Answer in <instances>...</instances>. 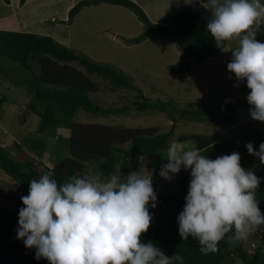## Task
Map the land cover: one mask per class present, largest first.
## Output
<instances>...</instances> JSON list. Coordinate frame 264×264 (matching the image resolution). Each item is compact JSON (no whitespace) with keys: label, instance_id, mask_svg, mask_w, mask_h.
<instances>
[{"label":"clouds","instance_id":"clouds-1","mask_svg":"<svg viewBox=\"0 0 264 264\" xmlns=\"http://www.w3.org/2000/svg\"><path fill=\"white\" fill-rule=\"evenodd\" d=\"M179 2V0H177ZM206 30L223 51L231 52L227 70L250 90L249 115L264 122V0H209ZM236 41L234 46H226ZM247 152L264 165V141ZM143 159V157H141ZM159 175L171 181L182 169L190 181L178 232L199 243V252L218 250L221 240L237 245L264 227V212L256 192L264 177L241 165L238 151L210 158L198 147L173 142ZM17 239L35 249V259L49 264H185L153 241L144 242L158 204L152 173L145 166L105 175L88 171L59 182L53 171L30 179L20 197Z\"/></svg>","mask_w":264,"mask_h":264},{"label":"trees","instance_id":"trees-1","mask_svg":"<svg viewBox=\"0 0 264 264\" xmlns=\"http://www.w3.org/2000/svg\"><path fill=\"white\" fill-rule=\"evenodd\" d=\"M3 1L6 4L10 2ZM24 2L25 0H19L20 4ZM102 3L125 7L143 23V31L137 36L121 37L125 44L138 45L154 32L173 42L181 52L180 60L169 66L175 72L188 71L193 62L208 59L222 51L206 30L210 16L208 11L182 13L176 15L170 24L163 26L153 24L143 10L131 0H81L69 10L67 22L71 23L82 8ZM33 57L37 61L39 74L28 64ZM0 62L10 64L8 68L14 65L12 63L22 67L15 70L17 73L14 70L9 72L17 76V79H22L25 82L23 86L32 94L33 100L28 104V110L38 118L37 133L44 134L59 127L70 132L66 141L68 156L61 158L52 168L44 167V171L35 167L33 159L16 161L10 152L0 145V170L14 180L19 189L13 208L0 207V264H49L46 259H35V249L26 248L16 235L18 211L23 207L20 197L28 193L30 179L53 171L59 183L74 174L88 172L89 166L95 172L99 171L105 175L120 169L122 174L129 167H135L134 160L140 157L155 158L159 151L167 150L170 145V137L173 134L171 131L77 123L74 119L79 111L94 117H108L123 115L133 107L139 113H168L173 123L180 119H194L205 123L210 119L226 126L231 125L239 113L244 112L250 117V106L245 100L232 99L222 108L204 102L198 107L190 103L187 108L181 109L172 98H148L132 83L130 77L117 68L97 63L86 55L79 54L77 50L59 44L49 36L0 30ZM97 79L103 83L100 84ZM100 85L109 93L134 91L136 100L130 106H100L90 97L98 91ZM219 138L218 134L194 135L183 136L179 141H193L195 147L203 151L215 145ZM54 154L58 155L56 150ZM255 173L264 177V165L259 166ZM189 181L186 171L182 169L179 190L163 196L157 207L150 209L154 213V219L149 230L142 234L144 242L157 243L168 256L178 252L184 257L185 264H232L235 261L239 264H264V254L258 253L257 250L254 255H249L241 242L233 246L226 240H221L217 251L203 254L199 252L197 240L190 237L185 241L181 238L177 216L183 210ZM256 197L260 200L259 207L264 212V180L256 192Z\"/></svg>","mask_w":264,"mask_h":264},{"label":"rangeland","instance_id":"rangeland-1","mask_svg":"<svg viewBox=\"0 0 264 264\" xmlns=\"http://www.w3.org/2000/svg\"><path fill=\"white\" fill-rule=\"evenodd\" d=\"M131 1L143 10L153 24L163 26L170 24L176 15L182 13L209 12V0L206 3H201L200 0ZM69 2L43 0L39 9L35 10L38 13L43 12V19L35 22L36 25L27 22L23 32L52 37L59 44L75 49L79 54L86 55L97 63L115 67L130 77L144 96L161 100L172 98L181 109L187 108L190 103L198 107L206 102L222 108L232 99L246 101L250 91L246 83L239 82V87H235L238 82L226 67L231 59L230 51L222 50L208 59L195 61L188 71L178 73L169 66L180 60L181 52L163 35L154 32L138 45L123 42L121 37L133 38L144 28L137 16L125 7L102 3L82 8L70 26L63 21L64 16L68 18V13L65 15V8ZM17 11L18 6L14 3L7 8V4L0 0V29L5 28L3 25L7 24L8 20L6 21L4 17L13 12L16 15ZM17 18L12 21L14 24L19 21ZM257 39L264 42V35L258 34ZM235 43L236 41H231L226 46H234ZM34 57L28 64L36 74H39ZM12 64L15 66L8 68L10 64L0 62V145L6 148L16 161L33 159L35 167L39 171H44V167L52 168L61 158L68 156L66 141L70 132L59 127L44 134L37 133L38 118L28 110V104L33 100L32 94L23 86L25 82L22 79H17V76L10 73L18 67L22 69L20 65ZM77 67L81 69L80 66ZM97 81L103 83L99 79ZM90 97L103 107H121L130 106L136 100V92L121 90L109 93L100 85L98 91ZM131 108L123 115L108 117H94L79 111L74 121L126 128H156L159 132L171 131L173 134L170 137V144L180 142L186 148L195 146L194 142H181L179 138L218 134L220 137L218 142L206 148L202 154L214 159L219 155L238 151L243 167L254 168L256 171L261 166L258 158L247 152L245 145L252 142L258 150L260 142L264 141V122L247 117L244 112L239 113L231 125L226 126L210 119L205 123H199L194 119H180L173 123L168 113L158 111L139 113ZM55 150L58 155L54 154ZM166 156L167 150H162L155 158L140 157L134 160L135 167H129L122 175L127 176L129 172L145 166L152 173V178H156L158 186L155 191L160 202L163 196L174 194L180 188L181 171L171 181L159 175L161 165L167 162ZM155 161L157 166H154ZM89 167L88 171L95 172ZM186 173L190 180L189 171ZM18 193L17 183L0 170V207L13 208ZM241 243L249 255H254L257 250L258 253L264 254V227L251 232ZM232 264L239 262L235 261Z\"/></svg>","mask_w":264,"mask_h":264},{"label":"crops","instance_id":"crops-1","mask_svg":"<svg viewBox=\"0 0 264 264\" xmlns=\"http://www.w3.org/2000/svg\"><path fill=\"white\" fill-rule=\"evenodd\" d=\"M69 1L70 2L68 3L67 7L65 8V15L75 5V2H76V1L73 2L72 0H69ZM166 1H169V0H166ZM40 2H43V0H25V2L23 4L18 5L19 4V0H10V3L7 4V8L11 7V5L13 3L15 5H17L18 6V10H19V11H17V13H19L18 14L19 16L17 15V13L15 15L14 12H13V14H8V16L6 15L4 17V19H6V21L8 20L9 22L7 21V24L5 23V25H3V26H5V28H1L0 30L23 32L26 29L25 26H26L27 22L30 23V24L36 25L35 22H40L43 19V15H44L43 12L42 13H38V12L35 11V10L39 9L38 8L39 6H41ZM84 8H86V7H84ZM76 16L74 17V19H73V21L71 23L67 22V18L65 16L63 18V21L65 23L67 22L68 25L71 26L73 24ZM14 18H17L19 20V21H17L16 24H14L12 22L14 20ZM36 18H38V20H36ZM9 23H11V24H9ZM202 152H204V150L201 151V153ZM155 164H156V161H155ZM154 166H157V165H154Z\"/></svg>","mask_w":264,"mask_h":264},{"label":"built area","instance_id":"built-area-1","mask_svg":"<svg viewBox=\"0 0 264 264\" xmlns=\"http://www.w3.org/2000/svg\"><path fill=\"white\" fill-rule=\"evenodd\" d=\"M152 180H153V186H154V190H155V188L158 186L157 184H156V178H152Z\"/></svg>","mask_w":264,"mask_h":264}]
</instances>
